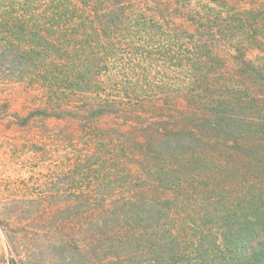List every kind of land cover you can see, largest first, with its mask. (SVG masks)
Instances as JSON below:
<instances>
[{"label": "trees", "instance_id": "obj_1", "mask_svg": "<svg viewBox=\"0 0 264 264\" xmlns=\"http://www.w3.org/2000/svg\"><path fill=\"white\" fill-rule=\"evenodd\" d=\"M219 41L244 62L264 47V2L0 0V67L45 87L48 112L94 121L98 148L144 162L142 199L118 212L112 201L103 233L150 264H264V81L216 87ZM125 58L194 68L195 83H121ZM105 116L128 128L102 127Z\"/></svg>", "mask_w": 264, "mask_h": 264}, {"label": "rangeland", "instance_id": "obj_2", "mask_svg": "<svg viewBox=\"0 0 264 264\" xmlns=\"http://www.w3.org/2000/svg\"><path fill=\"white\" fill-rule=\"evenodd\" d=\"M227 1L234 7L264 2ZM143 3L138 2L146 7ZM217 47L222 62L208 68L216 73L218 79L210 80L216 87L234 83L263 87L264 47L251 46L245 62L230 43L219 41ZM124 50L128 54V48ZM154 59L141 67L121 60L127 80L121 76L120 82L140 78L139 83L147 85H194V68L170 67ZM22 68L0 67V264H150V258L129 255L132 244L123 249L113 246L110 233H103L109 231L104 216L112 201L118 212L129 206L120 205L126 199L130 203L142 199L139 188L152 180L144 173V162L132 155L124 159L120 146L98 148L89 134L90 128L98 130L94 121L48 112L46 88L12 74ZM256 114L251 110L248 115ZM98 124L122 125L123 119L105 116ZM256 158L264 163V152ZM156 214L152 211L145 222L154 221Z\"/></svg>", "mask_w": 264, "mask_h": 264}]
</instances>
